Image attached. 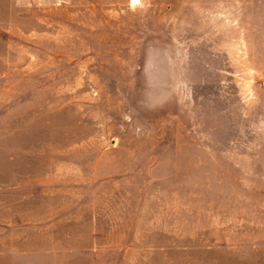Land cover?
Here are the masks:
<instances>
[{
	"label": "rangeland",
	"instance_id": "rangeland-1",
	"mask_svg": "<svg viewBox=\"0 0 264 264\" xmlns=\"http://www.w3.org/2000/svg\"><path fill=\"white\" fill-rule=\"evenodd\" d=\"M0 264H264V0H0Z\"/></svg>",
	"mask_w": 264,
	"mask_h": 264
}]
</instances>
